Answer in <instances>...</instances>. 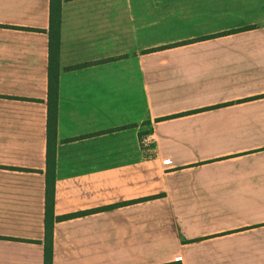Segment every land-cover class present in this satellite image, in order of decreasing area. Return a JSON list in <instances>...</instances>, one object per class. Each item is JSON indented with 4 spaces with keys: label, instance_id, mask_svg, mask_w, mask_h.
Returning <instances> with one entry per match:
<instances>
[{
    "label": "crops",
    "instance_id": "obj_1",
    "mask_svg": "<svg viewBox=\"0 0 264 264\" xmlns=\"http://www.w3.org/2000/svg\"><path fill=\"white\" fill-rule=\"evenodd\" d=\"M50 4L0 0V264H45ZM115 206L53 264H264V0H63L55 214Z\"/></svg>",
    "mask_w": 264,
    "mask_h": 264
},
{
    "label": "trees",
    "instance_id": "obj_2",
    "mask_svg": "<svg viewBox=\"0 0 264 264\" xmlns=\"http://www.w3.org/2000/svg\"><path fill=\"white\" fill-rule=\"evenodd\" d=\"M62 4H63V0H51V4H50L49 97L47 102L48 146H47V167H46V171L43 172V174H45L46 177L45 239L42 242V244L45 247V264H53L54 262L56 223L117 208V206L110 208H102L94 211L79 213L65 217H56L55 214L57 148H58L57 137H58V116H59V97H60ZM16 29L33 31V29H24V28H16ZM10 170L29 172L27 170H22V169H10ZM124 205H129V203ZM7 240H11V239H7ZM12 241L34 243L32 241H27V240H12Z\"/></svg>",
    "mask_w": 264,
    "mask_h": 264
},
{
    "label": "rangeland",
    "instance_id": "obj_3",
    "mask_svg": "<svg viewBox=\"0 0 264 264\" xmlns=\"http://www.w3.org/2000/svg\"><path fill=\"white\" fill-rule=\"evenodd\" d=\"M223 35H218V36H215V37H212V38H208L206 40H209V39H214V38H217V37H221ZM59 102H60V97H59ZM58 119H59V116H58ZM58 138V137H57ZM141 145H142V149L145 151V152H150L153 150V143H154V140L152 139V136L151 135H145L141 138ZM56 207V206H55ZM149 243V247H150V250H151V246L150 244L152 242H148ZM192 243H196V242H185V244H192ZM147 264H180L179 262H172V263H169V261H166V260H162L160 259V261L158 263H155L153 261H148Z\"/></svg>",
    "mask_w": 264,
    "mask_h": 264
}]
</instances>
